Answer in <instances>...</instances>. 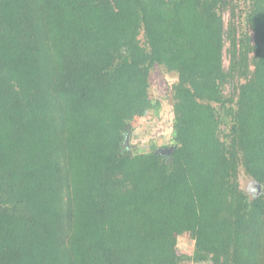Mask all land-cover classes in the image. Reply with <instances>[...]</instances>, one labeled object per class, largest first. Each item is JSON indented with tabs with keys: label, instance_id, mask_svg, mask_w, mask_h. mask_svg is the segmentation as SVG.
<instances>
[{
	"label": "trees",
	"instance_id": "16d2710c",
	"mask_svg": "<svg viewBox=\"0 0 264 264\" xmlns=\"http://www.w3.org/2000/svg\"><path fill=\"white\" fill-rule=\"evenodd\" d=\"M208 263L264 264V0H0V264Z\"/></svg>",
	"mask_w": 264,
	"mask_h": 264
},
{
	"label": "rangeland",
	"instance_id": "374dc122",
	"mask_svg": "<svg viewBox=\"0 0 264 264\" xmlns=\"http://www.w3.org/2000/svg\"><path fill=\"white\" fill-rule=\"evenodd\" d=\"M224 22L227 25L230 20V13H224ZM240 21L244 25V18ZM251 36L253 34L251 33ZM228 46V45H227ZM225 66H228L227 55L225 56ZM176 77L167 73L160 67H155L150 75L149 93L152 102L156 106L145 117L132 121V133L129 135L127 148L138 153H147L150 150L158 149L162 153L174 144L173 130V101L172 86L176 82ZM229 88L226 90L228 94ZM166 146V149H163ZM163 149V150H162ZM242 170V169H241ZM240 186L250 195L256 193V184L253 180L245 176L243 170L240 173ZM262 192V189H260ZM177 246L180 253L190 256L194 251V241L188 235L176 236ZM210 264V263H208Z\"/></svg>",
	"mask_w": 264,
	"mask_h": 264
},
{
	"label": "water",
	"instance_id": "95a60500",
	"mask_svg": "<svg viewBox=\"0 0 264 264\" xmlns=\"http://www.w3.org/2000/svg\"><path fill=\"white\" fill-rule=\"evenodd\" d=\"M128 140H129V135H127L126 136V140H125V147H127V145L126 144H128ZM172 150V148H170V149H167L166 151H171ZM257 187L259 188V189H261V187H260V185H257Z\"/></svg>",
	"mask_w": 264,
	"mask_h": 264
}]
</instances>
